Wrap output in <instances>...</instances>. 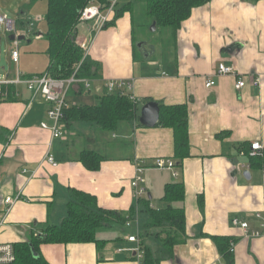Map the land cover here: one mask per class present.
Returning <instances> with one entry per match:
<instances>
[{
	"label": "crops",
	"instance_id": "1",
	"mask_svg": "<svg viewBox=\"0 0 264 264\" xmlns=\"http://www.w3.org/2000/svg\"><path fill=\"white\" fill-rule=\"evenodd\" d=\"M22 16L26 18L25 13ZM130 16L125 13L94 38L90 24L79 25L78 42L85 43L88 55L101 65V77L92 80L98 83L94 101H74L72 106L95 105L113 80L133 83L140 113L146 99L166 106L187 104L190 157L178 168L177 178L167 170L148 169L141 185L147 190L143 199H151L154 209L168 205L161 201L162 195L155 206L159 188L164 194L166 184L183 182L186 189L185 201L174 204L186 212V241L175 246L172 258L159 264H264V239H245L231 224L239 217L256 226L251 215L264 210V162L252 165L248 155L253 142L264 148V0H212L194 9L176 34L165 28L150 47L142 41L145 59L137 57L134 44L138 39ZM33 33L44 38V34ZM27 38L31 41L35 36L20 40ZM20 61L21 54L19 64L11 62L13 68L6 75H30L20 70ZM221 63L244 76L247 86L236 91V76H217ZM256 77L259 86H253ZM208 79H214L216 85L207 88ZM79 88L76 85L70 96L84 99L93 95L92 85L90 93L79 94ZM14 90L16 99L0 104V212L6 197L17 199L0 228V241H29L47 224L60 225L67 216L71 189L96 196L103 209L123 215L134 210L132 219L142 232L148 214L135 198L134 165L144 162L149 166L158 158L175 160L173 130L141 127L139 121L122 123L110 132L93 123L72 122L64 124L61 138L54 139L46 101L24 86ZM43 123L49 128H42ZM224 132L228 134L217 137ZM243 144L248 150L242 149ZM83 151L104 157L98 171L88 170L79 161ZM49 154L57 166L47 161ZM131 230L114 225L99 232L98 239L107 241L102 248L96 244H44L40 252L48 264H138L132 252L135 244L127 239ZM143 232V245L158 253L156 230ZM213 237L236 240V252L225 257Z\"/></svg>",
	"mask_w": 264,
	"mask_h": 264
},
{
	"label": "trees",
	"instance_id": "2",
	"mask_svg": "<svg viewBox=\"0 0 264 264\" xmlns=\"http://www.w3.org/2000/svg\"><path fill=\"white\" fill-rule=\"evenodd\" d=\"M35 4L43 0H29ZM47 2L45 21L47 31L44 37L48 42L49 63L46 74L56 79H69L73 75L77 79L96 80L101 77V65L85 55L78 42L79 19L82 10L91 1L99 2L102 10L109 7L111 0H44ZM212 0H145L147 16L156 22V28L171 29L174 34L182 27L192 15L194 9L205 6ZM260 1V0H253ZM133 4L130 2L115 11L114 18L108 22L104 29L116 24V21L129 12L133 15ZM23 13L20 15L22 16ZM19 23H17L18 25ZM20 26H24L20 22ZM36 35V34H35ZM135 41V50H136ZM44 74V73H43ZM26 75L24 77H32ZM79 85V94L84 90ZM14 87H10L9 96L0 102L15 100ZM151 102V99H146ZM160 121L157 126L170 128L174 132V158L178 168L183 166L185 159L190 157V129L189 110L187 104L159 105ZM140 108L138 102H133L128 96L110 94L105 91L98 97L95 105H75L66 110L64 123L87 122L97 125L104 131L114 132L122 123L139 122ZM140 125V124H139ZM143 127L142 125H140ZM224 134H218L223 138ZM242 149L248 150L247 144ZM104 157L96 152L83 151L79 161L91 171H98ZM252 165H263L264 158L251 157ZM71 200L67 204V216L60 225L47 224L36 235L25 242L14 243L15 264H48L41 255L40 248L44 244H96L102 248L107 241L98 239V233L112 228L114 225L126 226L127 221L134 214L123 215L119 212L106 210L99 206L96 196L71 189ZM186 198V189L183 182L168 183L164 188L162 202L168 204L161 209L150 206L151 199L138 200L145 207L148 214L147 221L141 226L140 239L146 235L143 230L155 229V236L161 243V249L154 253L143 245L146 264H159L162 259L172 258L174 248L186 241V212L184 208L175 207L174 204L183 203ZM203 201L200 198V206ZM133 233L134 229L131 230ZM164 235V238L162 236ZM162 238V239H161ZM219 250L225 257H231L229 252V237H213Z\"/></svg>",
	"mask_w": 264,
	"mask_h": 264
},
{
	"label": "built area",
	"instance_id": "3",
	"mask_svg": "<svg viewBox=\"0 0 264 264\" xmlns=\"http://www.w3.org/2000/svg\"><path fill=\"white\" fill-rule=\"evenodd\" d=\"M118 5V0H111L110 5L105 10H102V5L99 2L91 1L87 7H85L80 15V25L90 24L93 33V38L102 30H104L105 25L114 18L115 11ZM29 23L28 28L32 25L34 20H40V18H27ZM17 22L9 19L7 15H0V30H5L10 32L15 36L12 41V53L11 59L14 64H19V44L20 37L25 36L26 33L19 32L17 28ZM23 36V37H24ZM88 55L89 47L84 43L80 44ZM217 76L222 75H234L236 76V91H241L247 86V81L244 76L239 77L233 67L226 66L221 63L218 67ZM92 80L89 79H77L73 75L69 79H56L49 74L44 75H33L32 77L21 76L17 72L15 77H10V75H4L0 78V102L5 100L9 96L10 87L17 88L18 86H24L29 92L34 96L40 95L44 101L49 105L48 116L53 121V127H51L53 138L59 139L63 136V126L66 110L70 109L72 105L68 102V97L71 94L72 89L78 85L82 84L84 92L90 93ZM216 85L214 79H208L206 83L207 88H212ZM260 85V78L256 77L253 81V86ZM133 83L126 80H113L108 81L106 84V91L110 94H121L123 96H128L133 102H138L134 95L132 94ZM18 93L15 90V97ZM42 128L48 129L49 126L46 123L42 124ZM249 157L264 156V148L260 142H253L250 145L248 151ZM47 161L53 165L57 166V162L53 155L49 154L47 156ZM135 174L132 180V187L135 190L136 200L143 199L147 196V190L141 185L145 182L144 175L146 170H167L170 171L174 178L179 176V169L176 165L175 160L170 158H158L151 165H146L144 162H137L135 165ZM17 198L6 197L4 200L5 209L0 212V228L5 224L8 213L11 207L14 206L15 200ZM252 218L257 222L256 226H252L250 220L245 218L234 217L231 221L232 227L237 228L241 231L245 239L261 238L264 239V210L255 212ZM126 226L132 228L135 232L129 236L127 239L130 243L135 244L132 252L137 259L138 264H146L145 262V251L143 245L140 243V225L138 221L127 222ZM237 241L232 239L229 243V252L234 254L236 252ZM15 251L14 243L12 242H1L0 241V264H15Z\"/></svg>",
	"mask_w": 264,
	"mask_h": 264
},
{
	"label": "rangeland",
	"instance_id": "4",
	"mask_svg": "<svg viewBox=\"0 0 264 264\" xmlns=\"http://www.w3.org/2000/svg\"><path fill=\"white\" fill-rule=\"evenodd\" d=\"M134 2L133 4V15L129 17V21L134 23V36L138 39L136 42V53L139 59H145V52L142 51L138 47L139 43H143L145 41L148 45L153 43L155 44L154 37L160 35L165 28H158L155 31L151 30L153 22L147 16L146 13V5L145 0H118L117 8L124 7L130 2ZM21 13L26 14V18L21 16ZM47 14V2L39 1L35 4H31L29 0H0V15H7L10 20L19 23L17 26L19 32L26 33L25 35L33 37L30 41L28 38L24 40H20L19 45V53L21 54V68L20 70L26 74H37L44 75L46 74L47 65L49 62L47 50H48V42L44 37H39L37 34L35 35L33 32L45 34L47 31V24L45 21V17ZM27 18H40V20H34L30 28H28L29 23L26 20ZM113 19V18H112ZM23 22L24 26H20V22ZM125 23V22H124ZM35 27V28H34ZM34 28V31H33ZM158 34V35H157ZM12 34L10 32H6L4 29L0 30L1 44H0V78L6 75L13 68V64L11 63V53H12V41L10 40V36ZM24 36V35H23ZM143 36L145 38H143ZM25 37V36H24ZM150 47V45L148 46ZM44 73V74H43ZM16 76V75H15ZM14 76V77H15ZM50 76V75H49ZM52 77V76H51ZM93 95L91 98L78 99L75 96H69L68 102L70 105L75 103H85V102H93L94 96L96 94L95 90L98 89V83L92 82ZM79 86V85H78ZM74 89V88H73ZM72 89V90H73ZM71 97V98H70ZM49 117V116H48ZM163 195V189L159 188L155 192L154 204L158 207L159 196ZM127 222H133V219H129ZM122 228V226H120ZM164 238V235L162 236ZM161 238V239H162ZM140 239V236H139ZM160 247L161 243L158 240ZM140 243L141 239H140Z\"/></svg>",
	"mask_w": 264,
	"mask_h": 264
},
{
	"label": "water",
	"instance_id": "5",
	"mask_svg": "<svg viewBox=\"0 0 264 264\" xmlns=\"http://www.w3.org/2000/svg\"><path fill=\"white\" fill-rule=\"evenodd\" d=\"M156 28V22L153 23L151 30L155 31ZM15 39L14 35L10 36V40L13 41ZM19 39H23V36H21ZM0 44H1V37H0ZM138 47L142 49L143 43H139ZM1 53V49H0ZM145 57H147V53L145 52ZM140 124L146 127H155L158 125L160 121V106L156 102H149L146 103L140 113ZM244 177L250 180V174L248 172L244 173Z\"/></svg>",
	"mask_w": 264,
	"mask_h": 264
}]
</instances>
